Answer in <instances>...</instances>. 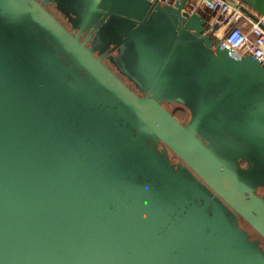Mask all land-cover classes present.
Segmentation results:
<instances>
[{"label": "water", "instance_id": "1", "mask_svg": "<svg viewBox=\"0 0 264 264\" xmlns=\"http://www.w3.org/2000/svg\"><path fill=\"white\" fill-rule=\"evenodd\" d=\"M190 1L80 0L75 33L0 0V264H264V63ZM118 47L136 89L104 61Z\"/></svg>", "mask_w": 264, "mask_h": 264}, {"label": "built area", "instance_id": "2", "mask_svg": "<svg viewBox=\"0 0 264 264\" xmlns=\"http://www.w3.org/2000/svg\"><path fill=\"white\" fill-rule=\"evenodd\" d=\"M188 11L204 18L228 48L241 55L250 53L264 63V16L254 17L227 0H191Z\"/></svg>", "mask_w": 264, "mask_h": 264}, {"label": "rangeland", "instance_id": "3", "mask_svg": "<svg viewBox=\"0 0 264 264\" xmlns=\"http://www.w3.org/2000/svg\"><path fill=\"white\" fill-rule=\"evenodd\" d=\"M44 3V5L46 6V8L48 10H50L56 17H58V19L60 21H62V23L68 27L69 29H71L73 32L78 33L79 28L77 27L78 24V20H80L81 18H85V15H82L75 18L77 19L76 22L71 20L70 17H75V13L79 12L80 10L83 11V9L86 7V5H83V3H80V0H68L73 2L74 4L69 5L67 4V2L65 0H40ZM83 5V6H82ZM79 26V24H78ZM81 26V25H80ZM121 26H128L126 25V23L113 19L111 22H109V24L104 28V34L105 35H111L113 34L112 32H115L117 30L120 29ZM103 38V37H102ZM150 40L154 43H156L158 41V35L156 33V31L154 29H150ZM91 49L95 52V54L102 56L103 54H105V52L107 51L108 47L114 44H108L106 46H103L100 44V42H96V41H91L89 43ZM107 53V52H106ZM113 56L117 57V60H114L108 56L104 57V61L105 63L112 68L117 74H119V76L121 78H123V80L125 82H127V84H129L133 89L135 88V81H134V72L131 68H129L126 64V60H125V56L127 55V53H125L122 48L120 49V47L116 48L114 50V52H112ZM163 104L166 108L172 107L170 105H177V106H181L183 108L186 109L187 111V115L185 116L184 119L188 118V115L190 116L191 112H192V107H190L187 103H179L176 101H173L171 103H168L166 101H163ZM173 105V106H174ZM180 116V115H179ZM210 144V143H209ZM211 145V144H210ZM212 148H214L215 152L218 153L227 163H229L232 168H234L236 171L240 172V167L245 164L246 165V161H244L245 159L242 157H238V155L233 151V149L237 147L240 148L242 147V145L238 144V143H226V146L223 144L222 141L218 142H214L212 143ZM234 147V148H233ZM243 148V147H242ZM237 156V158H236ZM242 158V159H241ZM239 160V166L238 164H235V162ZM256 191L264 196V190L262 187H257Z\"/></svg>", "mask_w": 264, "mask_h": 264}, {"label": "crops", "instance_id": "4", "mask_svg": "<svg viewBox=\"0 0 264 264\" xmlns=\"http://www.w3.org/2000/svg\"><path fill=\"white\" fill-rule=\"evenodd\" d=\"M230 3H238L254 17L264 16V0H227Z\"/></svg>", "mask_w": 264, "mask_h": 264}, {"label": "flooded vegetation", "instance_id": "5", "mask_svg": "<svg viewBox=\"0 0 264 264\" xmlns=\"http://www.w3.org/2000/svg\"><path fill=\"white\" fill-rule=\"evenodd\" d=\"M109 56H113V54L111 53ZM108 56V57H109ZM174 105V104H173ZM170 105V106H172V107H170V109L169 108H167V109H169V111L175 116V113L177 112V111H179V110H185L186 111V109L185 108H183V107H181V106H177V105ZM186 113H187V111H186ZM188 114V113H187ZM176 117V116H175ZM188 117H189V115H188ZM177 118V117H176ZM180 121V120H179ZM187 121V118L186 119H184V120H181V122H183V123H185ZM171 155H172V153H171ZM174 161H179V159H177V158H175L174 159ZM243 166H245V164L243 165Z\"/></svg>", "mask_w": 264, "mask_h": 264}, {"label": "trees", "instance_id": "6", "mask_svg": "<svg viewBox=\"0 0 264 264\" xmlns=\"http://www.w3.org/2000/svg\"><path fill=\"white\" fill-rule=\"evenodd\" d=\"M180 115V116H179ZM187 115L185 110H179L175 113V116L177 117L178 120H184L185 116ZM188 119V118H187Z\"/></svg>", "mask_w": 264, "mask_h": 264}]
</instances>
